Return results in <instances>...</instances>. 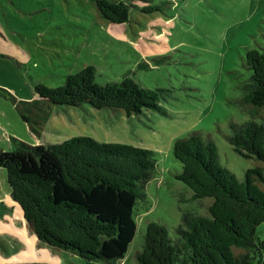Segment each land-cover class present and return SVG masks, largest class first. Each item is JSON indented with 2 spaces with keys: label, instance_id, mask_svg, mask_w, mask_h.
I'll return each mask as SVG.
<instances>
[{
  "label": "rangeland",
  "instance_id": "rangeland-1",
  "mask_svg": "<svg viewBox=\"0 0 264 264\" xmlns=\"http://www.w3.org/2000/svg\"><path fill=\"white\" fill-rule=\"evenodd\" d=\"M123 1L134 5L130 24L108 22L91 0H0V87L32 100L37 84L62 86L88 65L96 67L100 84L121 82L130 71L144 87L165 90L166 114L144 110L129 117L88 103L54 107L40 139L10 94L0 93V151L16 150L15 139L39 145L84 136L152 151L156 171L135 208V238L114 263L137 264L150 223L175 237L184 214L210 216L214 200H193L176 178L182 171L174 156L177 139L196 133L213 141L222 165L241 181L249 169L264 172L263 163L240 156L229 142L232 124H264V109L243 103L252 75L247 53L264 49V0H154L164 4L153 14L141 12L145 0ZM256 240H264V223ZM27 262L91 264L38 240L0 167V264Z\"/></svg>",
  "mask_w": 264,
  "mask_h": 264
},
{
  "label": "trees",
  "instance_id": "trees-1",
  "mask_svg": "<svg viewBox=\"0 0 264 264\" xmlns=\"http://www.w3.org/2000/svg\"><path fill=\"white\" fill-rule=\"evenodd\" d=\"M91 1L108 22H132L133 4ZM153 1L145 0L141 12L160 11L164 3ZM247 66L252 75L244 87L243 103L254 110L264 109V49L248 51ZM132 75L129 71L121 82L100 84L96 67L88 65L67 76L62 86L37 84L32 100L18 99L2 87L0 93L10 94L22 120L40 139L39 130L49 123L54 107L88 103L99 110L121 109L129 117L144 110L166 114L161 106L165 90L144 87ZM231 130L233 150L264 164V124H232ZM15 141L16 150L0 151V167L13 200L38 240L91 264L124 259L137 231V202L145 197V186L156 171L153 152L89 136L54 144ZM174 156L182 165L176 178L193 191L192 199L214 200L210 216L184 214L175 237L164 225L150 223L137 264H264V240H256L257 228L264 223L263 169L247 170L241 181L222 165L216 144L196 133L176 140Z\"/></svg>",
  "mask_w": 264,
  "mask_h": 264
}]
</instances>
